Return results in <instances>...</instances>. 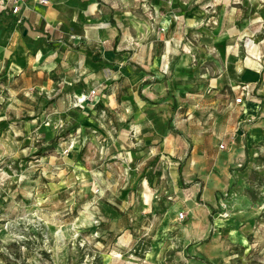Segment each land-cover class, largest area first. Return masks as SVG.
Returning a JSON list of instances; mask_svg holds the SVG:
<instances>
[{
  "label": "rangeland",
  "instance_id": "obj_1",
  "mask_svg": "<svg viewBox=\"0 0 264 264\" xmlns=\"http://www.w3.org/2000/svg\"><path fill=\"white\" fill-rule=\"evenodd\" d=\"M183 1L167 0V10L189 2ZM194 1V20L183 23L199 45L213 38L231 57L250 45L241 33L242 1ZM253 23L261 30V20ZM78 97L50 103L26 92L0 101V264H264V143L252 156L246 151L245 161L228 164L226 186L211 204L196 202L174 186L176 157L163 159L154 150L140 163H126L117 156L119 143L111 156L87 147L81 112L93 100L79 104ZM186 104L195 106L191 125L215 137L207 154H199L207 155L200 169L210 171L227 152L214 128L222 113L207 100ZM130 186L123 203L120 195Z\"/></svg>",
  "mask_w": 264,
  "mask_h": 264
},
{
  "label": "crops",
  "instance_id": "obj_2",
  "mask_svg": "<svg viewBox=\"0 0 264 264\" xmlns=\"http://www.w3.org/2000/svg\"><path fill=\"white\" fill-rule=\"evenodd\" d=\"M47 1L27 2L18 16L0 12V101L32 92L54 103L94 90L93 103L81 112L87 147L111 156L119 143L117 156L126 163H140L154 150L163 159L176 157L174 186L211 204L226 186L228 164L245 161L246 151L252 156L264 143V0H240L241 33L251 43L233 57L213 38L199 45L183 23L194 20V0L180 7L184 1L176 0L172 13L167 0ZM258 20L261 30L253 23ZM187 100H207L223 116L214 128L227 152L215 157L210 171L200 169L207 155L199 154H207L215 137L191 125L195 106ZM132 189L122 191L123 203Z\"/></svg>",
  "mask_w": 264,
  "mask_h": 264
},
{
  "label": "built area",
  "instance_id": "obj_3",
  "mask_svg": "<svg viewBox=\"0 0 264 264\" xmlns=\"http://www.w3.org/2000/svg\"><path fill=\"white\" fill-rule=\"evenodd\" d=\"M34 1L38 4L45 5L47 4V0H0V12H7L13 16H18L21 7L26 4L27 2ZM96 96V92L94 90L90 91L86 95H81L77 98V102L79 104H83L87 102L88 100H93ZM241 99H236L235 104H240ZM221 149H223V146H220ZM183 214H179V218L183 219Z\"/></svg>",
  "mask_w": 264,
  "mask_h": 264
},
{
  "label": "bare ground",
  "instance_id": "obj_4",
  "mask_svg": "<svg viewBox=\"0 0 264 264\" xmlns=\"http://www.w3.org/2000/svg\"><path fill=\"white\" fill-rule=\"evenodd\" d=\"M241 71V70H240Z\"/></svg>",
  "mask_w": 264,
  "mask_h": 264
}]
</instances>
